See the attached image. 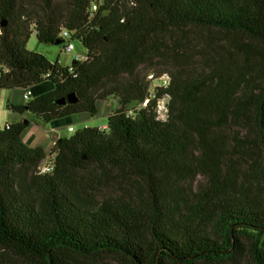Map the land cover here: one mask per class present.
<instances>
[{
  "label": "trees",
  "instance_id": "trees-1",
  "mask_svg": "<svg viewBox=\"0 0 264 264\" xmlns=\"http://www.w3.org/2000/svg\"><path fill=\"white\" fill-rule=\"evenodd\" d=\"M41 1L33 13L0 0V90L52 86L10 110L53 124L114 97L120 107L50 151L24 144L23 123L0 128V264H264V0ZM63 29L84 60L64 68L27 49L32 34L63 44ZM191 30L224 34L225 56L197 69L166 60L163 38ZM154 63L171 84L151 97L140 76ZM227 125L245 133L236 147ZM130 176L135 196L98 194Z\"/></svg>",
  "mask_w": 264,
  "mask_h": 264
},
{
  "label": "rangeland",
  "instance_id": "rangeland-1",
  "mask_svg": "<svg viewBox=\"0 0 264 264\" xmlns=\"http://www.w3.org/2000/svg\"><path fill=\"white\" fill-rule=\"evenodd\" d=\"M24 4L30 6V11L33 13L41 10L43 7V2L41 0H22ZM227 37L215 30H191L185 31L183 33L171 32L163 38L164 51L167 56L166 60L170 61L173 56L179 54L181 58H186V65L192 66L197 69L199 66H205L207 63L213 62L221 57L225 56L222 46L226 44ZM75 50L72 53H65L64 47L66 42L61 45H49L40 43L36 37V34H32L29 42L27 44V49L39 54L44 55L52 63L59 62L65 67H70L73 61L78 58H84L86 50L84 46L79 42H74ZM264 58H262L263 60ZM159 64V63H158ZM169 68L159 67L154 63L144 69L141 73L140 78L144 79L150 84L149 76L155 74L159 76L165 72L169 73ZM151 89V84H150ZM0 128L4 129L8 124H14L16 121L21 120L20 114L15 113L10 110V105H19L23 103L22 93L19 90L8 91L0 90ZM100 114L96 117H91L89 115L85 116H74L70 119L60 120L63 123V127L57 130V133L52 132V124H46L33 114L29 112V118L26 121L31 125V121H34L33 125L35 128L30 127L27 130L22 140L24 144L28 147H35L38 145V140H49L52 138V142L55 143L59 136L60 137H72L77 131L83 129L84 127H97L99 129H105L108 124V114L112 112V109H118L120 107L119 100L114 97L107 102H102L99 104ZM74 129L73 132L69 131V128ZM222 133L226 139H228L233 147L238 144L239 140L243 139L245 133L238 131L235 127L227 125L223 128ZM232 153H236L237 148L233 149ZM256 152L264 159V149L262 147H257ZM244 159V162L248 161ZM48 158L43 165L49 163ZM205 179L201 176L195 178L193 182V187H197L203 184ZM142 182L135 178L134 176L119 178L117 181L103 184L98 189V194L101 198L107 197H131L135 196L137 191L142 187Z\"/></svg>",
  "mask_w": 264,
  "mask_h": 264
},
{
  "label": "built area",
  "instance_id": "built-area-1",
  "mask_svg": "<svg viewBox=\"0 0 264 264\" xmlns=\"http://www.w3.org/2000/svg\"><path fill=\"white\" fill-rule=\"evenodd\" d=\"M98 10V7L95 5L93 7V11L92 12H96ZM62 39L64 40V43L66 42V46L64 47V52L69 54L72 53L75 50V45H74V41H73V34L67 30V29H63L62 30V34H61ZM81 61L84 60V58H78ZM149 80H150V84H151V89H150V94L151 97H155L156 94L158 93L159 89H166L167 87L170 86L171 84V76L169 73L165 72L159 76H156L155 74H151L149 76ZM0 97H1V93H0ZM32 97V91H27L24 94V100L28 101L30 98ZM150 99H147L142 106L145 107L148 105ZM141 106V107H142ZM158 114L161 116V118L165 119L167 116V112H168V107H167V103L165 100L160 101L158 104ZM70 132H73L74 129L73 128H69ZM53 170V163L49 162L45 165H43L40 169V173L41 174H47L52 172Z\"/></svg>",
  "mask_w": 264,
  "mask_h": 264
},
{
  "label": "crops",
  "instance_id": "crops-1",
  "mask_svg": "<svg viewBox=\"0 0 264 264\" xmlns=\"http://www.w3.org/2000/svg\"><path fill=\"white\" fill-rule=\"evenodd\" d=\"M85 55H86V53H85ZM60 64V63H59ZM61 65V64H60ZM62 67H64L65 68V66H63V65H61ZM52 89V86H51V84L50 83H45V84H43V85H41V86H39V87H37V88H34L33 90H32V94H33V96H39V95H41V94H43V93H46V92H49L50 90ZM21 92V91H20ZM22 93V92H21ZM22 97H23V103H26V101L24 100V95L22 94ZM22 104V103H21ZM13 105V104H12ZM20 105V104H19ZM20 117L22 118L21 120H19V121H16V123H23L26 127H27V129L25 130V132L27 131V130H29L30 129V127H33V128H35L33 125H35L34 124V121H31V125H30V122L28 123L27 121H26V118H29L30 116H29V112H27V113H25L24 115H20ZM26 123V124H25ZM63 123H65V122H59V121H57V122H55V123H53L52 124V129H53V131L52 132H55V133H57V130H59L61 127H63L64 125H63ZM107 126V125H106ZM70 128H72V127H70ZM24 132V133H25ZM59 138H61L60 136H59ZM58 138V139H59ZM52 138L50 137V139L49 140H38L37 142H38V145L37 146H41V147H43L46 151H50L53 147H54V145H55V143L57 142H55V143H53L52 141Z\"/></svg>",
  "mask_w": 264,
  "mask_h": 264
},
{
  "label": "water",
  "instance_id": "water-1",
  "mask_svg": "<svg viewBox=\"0 0 264 264\" xmlns=\"http://www.w3.org/2000/svg\"><path fill=\"white\" fill-rule=\"evenodd\" d=\"M3 26H5V24H3ZM57 45H60L61 43L60 42H57L56 43ZM78 100L76 98V96L74 94L66 97V98H63L61 99L58 104L61 105V106H64V105H67V104H74L76 103ZM26 124V123H25Z\"/></svg>",
  "mask_w": 264,
  "mask_h": 264
}]
</instances>
